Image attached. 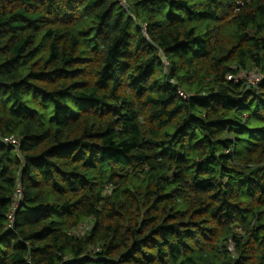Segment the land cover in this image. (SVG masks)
<instances>
[{"label": "trees", "instance_id": "16d2710c", "mask_svg": "<svg viewBox=\"0 0 264 264\" xmlns=\"http://www.w3.org/2000/svg\"><path fill=\"white\" fill-rule=\"evenodd\" d=\"M127 1L0 0V264H264V0Z\"/></svg>", "mask_w": 264, "mask_h": 264}, {"label": "built area", "instance_id": "2783aa9c", "mask_svg": "<svg viewBox=\"0 0 264 264\" xmlns=\"http://www.w3.org/2000/svg\"><path fill=\"white\" fill-rule=\"evenodd\" d=\"M117 2L119 3V5L122 7V9L127 12V13H130V5L128 3L127 0H117ZM260 78L259 74L257 72H249L248 73V80L251 82V83H254L256 81H258ZM4 141H7L8 143H11L12 145H19V141L11 136L9 138H4ZM21 198V189L18 188L16 190V194H15V197L13 199V202L11 203V212H10V215H9V220L12 221L13 220V217H12V214L15 210V208L17 207L18 205V202Z\"/></svg>", "mask_w": 264, "mask_h": 264}, {"label": "rangeland", "instance_id": "374dc122", "mask_svg": "<svg viewBox=\"0 0 264 264\" xmlns=\"http://www.w3.org/2000/svg\"><path fill=\"white\" fill-rule=\"evenodd\" d=\"M67 101H68L69 103H72V102H73V99H71L70 97H68V98H67ZM78 106H79V105H78ZM48 107H49V108H51V107H52V105H51V104H49V105H48Z\"/></svg>", "mask_w": 264, "mask_h": 264}]
</instances>
